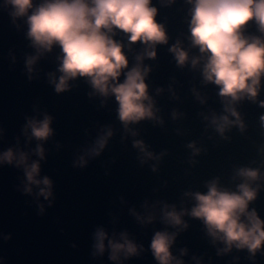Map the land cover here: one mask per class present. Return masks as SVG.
<instances>
[{
	"label": "water",
	"instance_id": "95a60500",
	"mask_svg": "<svg viewBox=\"0 0 264 264\" xmlns=\"http://www.w3.org/2000/svg\"><path fill=\"white\" fill-rule=\"evenodd\" d=\"M33 2L39 5L42 0ZM152 4L169 37L167 44L156 46L154 59L142 62L150 69L145 83L155 117L126 129L115 96L95 92L87 77L69 81L62 93L55 91L49 73L57 79L61 75L58 45L41 56L29 74L26 59L36 50L27 37L26 18L14 22L11 6L0 0V154L9 149L25 152L28 164L39 163L36 178L51 181L52 193L48 198L40 195L43 184L25 192L24 167L0 163V264H117L110 259L108 242H123L121 233L140 250L127 259L121 255L120 264H159L150 246L155 233L165 231L175 233L170 252L183 264H264V246L255 256L234 246L222 252L225 244L214 242L203 220L188 214L196 204L188 194H206L212 181L236 191L243 182L237 171L252 168L259 169L262 178L252 185L259 190L249 211L255 209L264 221V77L255 102L245 97L232 105L244 128L232 124L221 135L213 118H236L225 112L219 86L204 81L203 61L195 68L190 61L179 66L169 51L179 40L190 58L201 55L188 39L191 5L187 0ZM246 34L259 35L254 24ZM114 39L128 44L123 33ZM143 49L140 42L124 49L129 60L124 72L135 66ZM124 79L122 73L118 82ZM45 115L52 118V135L44 141L29 139L28 120L42 121ZM108 131L112 136L104 149L92 155L96 141ZM136 141L143 142L152 158L134 146ZM38 144L43 159L35 153ZM81 157L87 161L83 167L78 164ZM166 205L168 211L174 207L185 212L186 228L165 222ZM100 229L108 237L103 255L95 254Z\"/></svg>",
	"mask_w": 264,
	"mask_h": 264
},
{
	"label": "clouds",
	"instance_id": "9594fccd",
	"mask_svg": "<svg viewBox=\"0 0 264 264\" xmlns=\"http://www.w3.org/2000/svg\"><path fill=\"white\" fill-rule=\"evenodd\" d=\"M162 2L170 5L174 0ZM187 3L191 5L188 39L201 55L190 58L179 40L169 51L179 66L190 61L195 68L203 61L204 81L219 86V95L225 98V112L236 119L230 120L229 115L214 117L212 123L216 130L223 135L232 124L243 129L240 114L232 105L245 97L255 102L260 91L261 78L264 77V0H187ZM5 6H11L10 15L14 22L17 18H26L27 37L36 50V55L26 59L29 74L40 57L58 45L61 50L58 71L61 75L57 79L54 73H49L57 93L68 90L69 81L87 77L95 92L105 97L115 96L119 119L126 129L129 124L155 117L145 83L150 69L142 67V62L145 57L154 59L156 46L167 44L169 37L164 25L156 20L158 9L152 0H42L39 5H34L33 0H5ZM250 24L255 25L259 35L246 34ZM118 32L126 36L127 45L114 39ZM137 42L144 45L143 52L135 57V66L124 72L129 67L124 49L131 50ZM122 73L125 79L119 83ZM260 106L264 107V101ZM51 120L48 115L42 121L29 119L25 134L30 129L29 139L47 140L52 135ZM260 120L264 125V116ZM111 136V131L101 136L91 154L98 156ZM134 146L145 152L142 141H136ZM189 147L194 148V145ZM35 153L44 158L40 144ZM145 155L152 158L151 153L145 152ZM27 161L28 155L23 151L9 149L0 154V163L24 167L28 182L25 192H32L31 185L43 184L45 187L40 195L50 197L51 181L47 177L37 179L39 163L28 164ZM86 163L83 157L78 161L81 167ZM236 175L243 181L237 185L236 191L221 188L217 181H212L207 185L206 194H188L196 201L188 214L203 220L214 242L219 240L225 244L222 252H229L234 246L247 249L255 256L264 246V221L255 209L249 211V203L257 197L259 185H252L262 178V174L259 169L241 168ZM167 207L163 217L165 222L173 227L186 228L187 224L182 220L185 212H177L174 207L168 211ZM137 219L142 218L137 216ZM147 219L151 222L153 217L149 215ZM107 238L103 229L96 232L95 254L103 255ZM120 238L123 242L115 239L108 242L110 259L117 264H120L121 255L127 259L138 255L140 250L126 233H121ZM174 239L175 233H155L150 247L159 264H183L170 252Z\"/></svg>",
	"mask_w": 264,
	"mask_h": 264
}]
</instances>
